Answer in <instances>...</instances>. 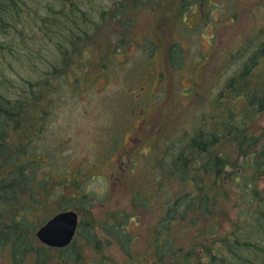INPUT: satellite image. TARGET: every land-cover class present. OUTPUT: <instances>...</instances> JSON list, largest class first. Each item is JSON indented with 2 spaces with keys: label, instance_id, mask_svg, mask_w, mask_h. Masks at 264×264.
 Masks as SVG:
<instances>
[{
  "label": "rangeland",
  "instance_id": "obj_1",
  "mask_svg": "<svg viewBox=\"0 0 264 264\" xmlns=\"http://www.w3.org/2000/svg\"><path fill=\"white\" fill-rule=\"evenodd\" d=\"M57 1L21 0L19 27L23 37L17 31L10 35L12 69L7 61L4 64L5 73L15 79V87L24 84L17 77L19 73L35 83L40 74L59 71L62 64L69 67L64 76L43 77L45 117L28 128L33 136L29 144L39 155L33 161L41 169L39 178L48 170L54 177L51 185L56 192L46 207L48 216L63 207L64 197L73 193L69 191L74 187L72 180L61 183L69 172L80 179V187L88 188L87 202L99 219L116 209H130L137 189L150 196V202L161 201L162 193L156 186L162 172L174 170V146L166 153L169 141H164L157 130L171 132L172 138L180 127L197 133L203 127L204 114L208 120L210 113H220L231 92L247 87L253 95L264 91V0H147L149 7L138 10L130 8L131 0ZM72 2L85 18L81 29H72L62 21ZM120 7L127 8L123 14L128 17L116 21ZM174 45L177 51L172 58ZM250 56L258 60L253 72ZM73 68L78 75L73 76ZM231 81L234 86H228ZM190 86L195 89L184 95V89ZM134 97L138 99L133 101ZM229 106L238 112L237 123H243L245 115L250 118L246 137L256 133L264 139V107L255 114L245 108L243 100H233ZM131 124L135 125L133 129ZM241 138L230 136L231 140L222 145L230 161ZM199 168L201 174L205 172L204 167ZM205 176L201 175L200 184L210 196L215 195L208 200L215 213L201 214L194 221L203 228L214 218L219 223L210 233L214 238L196 249L197 253L208 251L207 256L200 257L202 261L216 254L223 245L216 239L224 234L234 231L233 239L239 241L254 236L251 219L256 215L250 211L258 203L248 198L240 185L210 187ZM170 182L169 178L165 184ZM196 200L194 203H199ZM132 205L141 211L138 224L142 237L134 244L131 258L115 247L112 237V245L99 252L83 249L95 264H155L150 261L153 248L149 249L147 239L159 220V209ZM190 221L187 217L176 223L178 232L174 236L185 249L197 238L198 228L194 230ZM100 236L105 240L107 234L102 232ZM242 250L250 257L248 249L238 252ZM51 254L57 258V252ZM101 254L106 259L96 260ZM195 258L192 255L191 260ZM33 260L30 254L22 264H34ZM0 264H11L7 250H0ZM156 264H160L159 259Z\"/></svg>",
  "mask_w": 264,
  "mask_h": 264
},
{
  "label": "trees",
  "instance_id": "obj_2",
  "mask_svg": "<svg viewBox=\"0 0 264 264\" xmlns=\"http://www.w3.org/2000/svg\"><path fill=\"white\" fill-rule=\"evenodd\" d=\"M20 2L21 0H0V40L2 39L0 53L4 59L2 61L0 58V250L9 252L11 264H22L30 254L34 257L32 261L34 264H95V259L90 258L88 253L84 254L83 249H89L90 253L99 252L112 245V237L115 247L126 254L127 258H131L134 244L142 237L138 224L142 215H139L141 212L139 208L135 210L132 205L134 203L159 209L157 214L159 220L154 224L153 232L147 239L149 249L150 246L153 248L150 250L152 263L156 264L159 259L160 264H232L236 261L240 264H264V186H260V183L264 182V139L256 133L246 137L245 127L249 125L250 118L245 115L244 122L237 123L238 112L229 106L233 100H243L245 108L253 109L255 114L262 110L264 91L262 94L253 95L250 87L228 94L220 113L214 115L210 113L208 120L207 114H204L203 127L198 129L197 133L190 134L183 127L175 132L178 135L174 138L169 134L161 135L164 141H169L166 153L174 146L172 164L174 170L162 172V179L158 182V187L156 186L157 192L162 193L161 201L150 202V196L142 194L140 189H137L133 192L134 200L130 209H116L104 219H99L93 214L92 206L87 202L88 188L80 187L77 175L69 172L61 183L67 179L72 180L74 187L69 191L73 193L64 197L65 200H62L64 203H61L63 207L53 214L65 209L77 210L80 214L77 234L74 240L63 248H52L38 242L35 231L53 215L48 216L50 213L46 215V207L56 190L53 184L51 185L54 178L51 171L48 170L49 173L45 177L39 178L41 169L33 163L39 155L29 144V139L33 136L28 128L34 121H42L45 117L42 105L43 77L46 78L48 74H53V77L64 76L69 73V67L62 64L59 71L53 70L43 76L40 74L35 83L31 82L28 76L19 73L17 77H20L24 84L21 87L14 86L15 79L5 73L4 64L7 61L8 68L12 69V61L9 62V55L12 53L10 43L12 33L17 31L20 38L23 37L21 32L23 29L19 27L22 18ZM131 3L134 6L135 3L133 1ZM75 4L76 2L70 4L71 8L62 21L72 29H81L85 18L74 8ZM100 17L103 18L104 14ZM257 53L253 54L255 58ZM251 57L249 60L254 62L251 64L250 72H253V64L256 65L258 60ZM75 75L78 74L73 68V76ZM31 83L34 84L31 86ZM249 84L252 83L249 81ZM228 86H234L233 81L229 82ZM250 127L251 125L248 126ZM9 129L12 132H8ZM262 134L264 137V132ZM230 136L242 137L238 141L233 161L229 160V154H225L222 148ZM48 164L52 168L53 162L52 165ZM199 167H204L205 172L201 174ZM203 174L209 178L210 187H224L223 185L235 183L240 185L244 192H248V198L256 199L258 202L250 211L256 215V218L251 219L254 236L247 235L240 241L234 240L233 235L236 233L231 231L224 234V237H219L222 239L217 238L216 241L222 242L223 245L218 248L215 255L210 256L211 261L200 259L201 256L208 255L207 250L204 253L196 252L198 247H205V241L214 238L210 233L217 229L219 223L218 219L214 218L212 221L208 220V226L203 228L198 227L194 221L201 214L211 216L215 213L208 205V200L215 195L210 196L200 184ZM169 178L171 182L165 184L169 182ZM194 200L199 203H194ZM87 205L88 208H85ZM193 211L197 213L190 215ZM187 217L192 220L190 222L193 223V229H198L195 230L197 238L190 248L185 249L174 235L178 232L176 223L186 220ZM102 232L107 234L105 240L100 236ZM240 248L248 249L251 252L250 257L243 250L238 252ZM53 251L57 252V258L51 254ZM192 255L196 256L194 260H191ZM100 259H106L104 254L96 258ZM131 261L130 259L129 263Z\"/></svg>",
  "mask_w": 264,
  "mask_h": 264
},
{
  "label": "water",
  "instance_id": "obj_3",
  "mask_svg": "<svg viewBox=\"0 0 264 264\" xmlns=\"http://www.w3.org/2000/svg\"><path fill=\"white\" fill-rule=\"evenodd\" d=\"M79 224V214L74 209L57 212L35 232L38 240L50 247H65L73 240Z\"/></svg>",
  "mask_w": 264,
  "mask_h": 264
},
{
  "label": "flooded vegetation",
  "instance_id": "obj_4",
  "mask_svg": "<svg viewBox=\"0 0 264 264\" xmlns=\"http://www.w3.org/2000/svg\"><path fill=\"white\" fill-rule=\"evenodd\" d=\"M134 2L135 4H134V6H130V8L131 9H136V10H138V9H140V8H142V6H148L149 7V2L147 1V0H131L130 2ZM120 15L119 16H117L118 18L116 19V21H121V18L123 17V16H125V18H127L128 17V15L127 14H123V13H127V8L126 7H120L119 8V12H118ZM177 51V46L176 45H174V46H172L171 47V54H172V58H174V54L176 53V51ZM100 76V75H99ZM165 80L166 79H163V80H161L163 83L165 82ZM192 87V88H191ZM195 87L194 86H190V87H187V88H185L184 90H185V92H184V95L185 94H187L189 91L191 92V91H193V89H194ZM198 92V91H197ZM156 95H154V97H155ZM138 99V97H134L133 98V101H136ZM159 100H161L160 98H158ZM131 127H130V129H133L134 127H135V125L134 124H131L130 125ZM137 128H139V129H142V128H140V126H138L137 125ZM177 129V128H176ZM180 129H182V127H180ZM180 129H177V130H180ZM157 132H158V134H159V132L161 133V135H164V134H170L171 132H165V131H163L162 130V132H161V130H157Z\"/></svg>",
  "mask_w": 264,
  "mask_h": 264
},
{
  "label": "bare ground",
  "instance_id": "obj_5",
  "mask_svg": "<svg viewBox=\"0 0 264 264\" xmlns=\"http://www.w3.org/2000/svg\"><path fill=\"white\" fill-rule=\"evenodd\" d=\"M182 66H183V65H182ZM230 70H231V69H230ZM180 71H181V70H180ZM232 71H233V70H232ZM193 83H194V82H193ZM191 88H192V87H191ZM194 89H195V88H194ZM209 92H210V90H209ZM209 92H208V93H209ZM207 95H208V94H207ZM209 100H210V99H209ZM211 100H212V99H211ZM204 108H205V107H204Z\"/></svg>",
  "mask_w": 264,
  "mask_h": 264
}]
</instances>
